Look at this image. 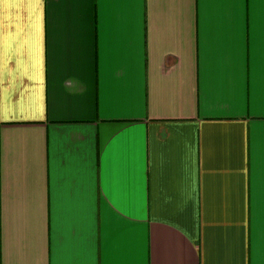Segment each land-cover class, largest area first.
Returning a JSON list of instances; mask_svg holds the SVG:
<instances>
[{"label":"crops","instance_id":"0c3cea01","mask_svg":"<svg viewBox=\"0 0 264 264\" xmlns=\"http://www.w3.org/2000/svg\"><path fill=\"white\" fill-rule=\"evenodd\" d=\"M0 264H264V0H0Z\"/></svg>","mask_w":264,"mask_h":264}]
</instances>
